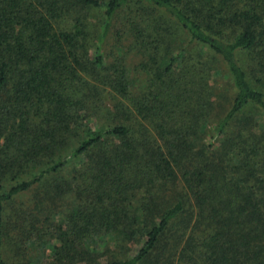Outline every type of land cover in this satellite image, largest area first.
<instances>
[{"label":"trees","instance_id":"obj_1","mask_svg":"<svg viewBox=\"0 0 264 264\" xmlns=\"http://www.w3.org/2000/svg\"><path fill=\"white\" fill-rule=\"evenodd\" d=\"M130 3L150 83L139 99L102 56ZM85 11L103 17L97 40ZM176 31L187 41L174 54ZM218 77L235 94L210 133ZM102 87L123 101L104 122ZM263 121L264 0H0V264L42 257L50 218L7 212L38 188L40 202L75 198L51 229L50 264H264Z\"/></svg>","mask_w":264,"mask_h":264},{"label":"rangeland","instance_id":"obj_2","mask_svg":"<svg viewBox=\"0 0 264 264\" xmlns=\"http://www.w3.org/2000/svg\"><path fill=\"white\" fill-rule=\"evenodd\" d=\"M138 6L139 5L136 3H130L122 11V13L117 16L112 29L107 34L102 44V56L104 58L105 64L104 68L111 70L114 64L123 65L128 71L127 75L130 80V87L133 93V97L136 99H139L142 93L145 92L150 86V83L148 82V79L145 77L144 73H141L139 71V64L146 60V57L142 54L143 52L140 51L139 48L135 45V37L133 34H136V32L134 30L132 31V33L130 32V23L134 22V15L136 13V10H138ZM85 14L87 29L90 35H92V38L94 40H97V38L101 35L103 29V17L100 13L95 11H85ZM128 26H130L129 29ZM125 29L127 31L126 34L124 32ZM174 33L175 34L171 35L170 37L171 44L173 46L171 47L170 51L171 53L176 54L179 51L178 47L184 45L187 39L184 35L178 33V31ZM181 67L182 65L180 64L179 70ZM211 84H216L214 89L216 94H218L217 104L219 103V105L216 106V109L212 114V119L208 120L207 123V129L210 133L213 132V127L216 123V117L219 115V117H223V113L227 111L235 94V91L229 80L223 77L216 78L214 83L211 82ZM101 92L102 93L100 94V96L97 97L98 102L100 101L97 104L99 109L97 107H94L92 108V110H95L96 108L98 109L94 111V120L97 119V121L99 120L101 122H104V116H107L109 113L114 114L116 112L114 107L118 105V103L120 104L119 106H121V102L123 101L119 98H115L112 94H109L108 91H106L103 87ZM123 107H125V105H123ZM118 111L119 109L117 110V112ZM131 116V125H133V129L136 130L137 134L144 132L153 135V131L146 121L142 120L135 113H131ZM68 171L63 173V179H65V181L67 182L70 181V178L73 175L70 170ZM41 190L42 189L38 188L37 190L35 189L28 193L22 194L15 200V202L11 206L7 207L8 214L13 216V212L16 210L27 209L30 211H35L34 209L36 208V211L40 210L39 216H41L42 219L49 217V220L51 221L53 226L56 225L59 221L63 220V215L67 211H69V209H71L73 204L75 203L73 192H67L57 199L44 198V200L40 202V199H38L37 196L41 195ZM51 192L52 195L55 194L53 189H51ZM53 226L51 227V225H49L48 230H43V241L41 240L40 242H38L37 247H35L34 249L33 254L35 256H42L37 264H50L51 259L48 256L50 248L57 244L56 241L53 240V237L51 235V229L53 228ZM108 247L109 249L113 250L116 248V244L114 242H111L109 243ZM91 248L96 249L99 255V260L104 261V256H100L106 248L104 246V243L99 242L98 245H94Z\"/></svg>","mask_w":264,"mask_h":264}]
</instances>
